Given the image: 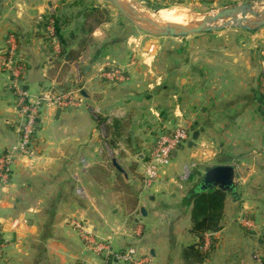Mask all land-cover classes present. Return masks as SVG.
Instances as JSON below:
<instances>
[{
    "label": "crops",
    "instance_id": "1",
    "mask_svg": "<svg viewBox=\"0 0 264 264\" xmlns=\"http://www.w3.org/2000/svg\"><path fill=\"white\" fill-rule=\"evenodd\" d=\"M74 1L64 13L61 0H0V61L13 50L26 62L32 101L43 92L68 100L58 115L59 107H43L35 157L17 161L0 186L2 264H99L77 223L114 250L147 253L150 264H188L182 250L198 238L184 195L207 167L225 165L235 168L237 195H227L221 228L204 235L211 250L194 264H264V34L153 46L143 71L138 47L114 38L107 22L88 33L82 14L90 3ZM51 16L62 42L44 27ZM105 65L119 67L126 82L99 78ZM161 124H183L190 138L197 132L196 146L173 153L144 191L142 165ZM15 140L14 96L0 67V153ZM187 164L192 175L181 183Z\"/></svg>",
    "mask_w": 264,
    "mask_h": 264
},
{
    "label": "built area",
    "instance_id": "2",
    "mask_svg": "<svg viewBox=\"0 0 264 264\" xmlns=\"http://www.w3.org/2000/svg\"><path fill=\"white\" fill-rule=\"evenodd\" d=\"M52 26L53 21L49 20L46 31L50 33L51 37H53ZM0 67L7 73L9 88L14 96L16 114V140L0 153V186L6 187L10 181L13 165L21 158L33 159L36 155L35 135L43 107L50 105L63 108L68 105V100L62 96L43 92L36 97L35 101H32L24 83L26 62L15 55L13 50H10L7 56L2 58ZM97 74L99 78L112 85L126 82L124 72L113 65H105ZM263 80L260 89L262 96H264ZM190 139V131L183 124L176 126L161 124L156 127L151 149L142 165L141 183L144 191L154 185L170 164L173 153L185 146ZM193 168V164L185 166L183 173L179 176L181 183L189 181ZM243 224L250 225L247 220H243ZM12 225L16 227V221H13ZM74 226L87 250L100 259L99 264H150L147 253H140L135 248L114 250L109 243L87 231L82 224L77 223ZM6 247L4 230L0 223V264L3 263ZM208 247L209 244L204 243L202 250H207Z\"/></svg>",
    "mask_w": 264,
    "mask_h": 264
},
{
    "label": "rangeland",
    "instance_id": "3",
    "mask_svg": "<svg viewBox=\"0 0 264 264\" xmlns=\"http://www.w3.org/2000/svg\"><path fill=\"white\" fill-rule=\"evenodd\" d=\"M62 2H66L63 5L65 10L64 13H70V4L75 3L74 0H61ZM78 1V0H77ZM90 3V6H99L101 9L107 10V29L110 30V33L113 34L114 38L119 37L125 41H130V47H138L139 54L138 56L141 58L140 67L145 71V68H149L151 63H149V48L150 50L155 47L153 51L157 48H164V50L169 49L172 43L185 39L188 37H193V35L180 38V37H157L151 36L143 31L136 28L132 23H130L127 19H125L116 9H114L109 3L104 0H85ZM132 6L133 9L137 10L142 16L149 18L150 21L154 22L151 17H154L158 12L165 9H170L174 7H184L190 9L198 14H203V16H207L212 12H217L223 8L232 7L236 5L243 4H251L253 8L257 11H263L264 9V0H122ZM157 11V12H156ZM141 12H144L141 13ZM147 14V15H146ZM146 15V16H145ZM238 19H242L241 16L237 17ZM247 20H254L251 15L246 16ZM226 20L219 21L216 25H222ZM222 22V23H221ZM220 23V24H219ZM254 32H262L264 34V25L260 28H257L254 31H245L234 25H229L222 28L220 31H213L210 33L217 34L220 33L222 35H232V34H246V33H254ZM201 35V34H198ZM132 51V50H131ZM153 51H151L153 53ZM131 54L133 52H130ZM131 57H126L124 61H121V64H125V62H129ZM124 62V63H123ZM263 80V79H262ZM261 80V82H262ZM264 81V80H263ZM261 89V85H260Z\"/></svg>",
    "mask_w": 264,
    "mask_h": 264
},
{
    "label": "water",
    "instance_id": "4",
    "mask_svg": "<svg viewBox=\"0 0 264 264\" xmlns=\"http://www.w3.org/2000/svg\"><path fill=\"white\" fill-rule=\"evenodd\" d=\"M116 9L125 19L144 33L157 37H188L191 35L207 34L213 31H220L222 28L234 25L245 31H254L264 25V9L256 11L251 4L236 5L223 8L213 16L204 17L202 22L193 27H174L170 25H160L140 15L132 6L119 0H104ZM157 12V11H156ZM251 15L254 20H247L246 16ZM241 16L242 19L237 17ZM226 20L222 25H216L219 21ZM58 108L56 115L60 113ZM198 133L194 132L191 139L185 144V148H195V141ZM218 189L230 197H234L236 192L235 168L232 165L209 166L193 187L195 192H206ZM143 213V212H142ZM145 215V213H143Z\"/></svg>",
    "mask_w": 264,
    "mask_h": 264
},
{
    "label": "trees",
    "instance_id": "5",
    "mask_svg": "<svg viewBox=\"0 0 264 264\" xmlns=\"http://www.w3.org/2000/svg\"><path fill=\"white\" fill-rule=\"evenodd\" d=\"M107 13L106 9H101L99 6H86L83 9L82 16L83 21L87 24L89 23L87 32L91 33L96 26L105 23L107 21ZM50 19L53 20V36L62 42L60 27L57 23L58 18L54 19L51 16ZM47 25L48 21L44 24V27ZM78 52H74V54ZM194 186L195 184L186 191L182 203L184 207L190 210V233L198 238L196 243L182 250V258L188 264L200 263L208 256L212 245L209 244L207 250H202L204 235L207 232H216L221 228L220 223L223 216L224 201L227 198V194L218 189L195 192L193 190ZM236 195L233 199H235Z\"/></svg>",
    "mask_w": 264,
    "mask_h": 264
},
{
    "label": "bare ground",
    "instance_id": "6",
    "mask_svg": "<svg viewBox=\"0 0 264 264\" xmlns=\"http://www.w3.org/2000/svg\"><path fill=\"white\" fill-rule=\"evenodd\" d=\"M119 1L123 2L122 0ZM141 13L144 14V12ZM215 13L216 12H212L207 16H203V14H198L190 9L181 6V7H174L170 9L161 10L154 17H151V19L154 21V23L160 25H170L174 27H180V26L193 27L200 24L204 17L213 16Z\"/></svg>",
    "mask_w": 264,
    "mask_h": 264
}]
</instances>
